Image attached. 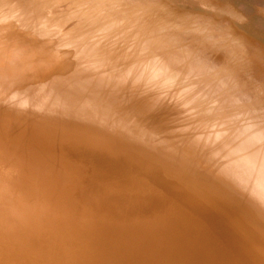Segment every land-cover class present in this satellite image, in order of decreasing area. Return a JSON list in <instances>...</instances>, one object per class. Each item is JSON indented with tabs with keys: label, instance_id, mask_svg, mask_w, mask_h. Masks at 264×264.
Here are the masks:
<instances>
[{
	"label": "bare ground",
	"instance_id": "1",
	"mask_svg": "<svg viewBox=\"0 0 264 264\" xmlns=\"http://www.w3.org/2000/svg\"><path fill=\"white\" fill-rule=\"evenodd\" d=\"M0 264H264V0H0Z\"/></svg>",
	"mask_w": 264,
	"mask_h": 264
},
{
	"label": "rangeland",
	"instance_id": "2",
	"mask_svg": "<svg viewBox=\"0 0 264 264\" xmlns=\"http://www.w3.org/2000/svg\"><path fill=\"white\" fill-rule=\"evenodd\" d=\"M242 2H247L248 0H241Z\"/></svg>",
	"mask_w": 264,
	"mask_h": 264
}]
</instances>
